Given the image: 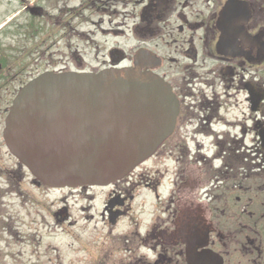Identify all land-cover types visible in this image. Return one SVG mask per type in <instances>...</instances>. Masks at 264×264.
<instances>
[{
	"label": "flooded vegetation",
	"instance_id": "1",
	"mask_svg": "<svg viewBox=\"0 0 264 264\" xmlns=\"http://www.w3.org/2000/svg\"><path fill=\"white\" fill-rule=\"evenodd\" d=\"M52 11L74 30L64 51L39 31L9 47L0 30V241L26 204L70 229L94 222L97 264H189L187 245L193 264H264V0H56ZM111 69L169 86L171 131L114 184L42 185L5 144L13 100L43 73Z\"/></svg>",
	"mask_w": 264,
	"mask_h": 264
},
{
	"label": "water",
	"instance_id": "2",
	"mask_svg": "<svg viewBox=\"0 0 264 264\" xmlns=\"http://www.w3.org/2000/svg\"><path fill=\"white\" fill-rule=\"evenodd\" d=\"M176 114L171 89L152 74L48 72L18 92L3 138L9 153L48 188L106 187L155 152ZM194 250L186 246L189 264Z\"/></svg>",
	"mask_w": 264,
	"mask_h": 264
},
{
	"label": "rangeland",
	"instance_id": "3",
	"mask_svg": "<svg viewBox=\"0 0 264 264\" xmlns=\"http://www.w3.org/2000/svg\"><path fill=\"white\" fill-rule=\"evenodd\" d=\"M55 2L56 0H0V30L7 36L6 44L14 48L18 34L39 31L38 36L45 40L52 34L51 41L55 42L56 49L64 51L66 38L74 30L68 27L67 17L52 11ZM73 5H77V2ZM81 29L87 28L83 26ZM70 41L73 45L77 44L75 39ZM167 178L169 177L166 176L164 180ZM168 190V187L163 189L162 194ZM145 197V205H153L146 195ZM98 204L95 203L96 206ZM9 213L16 218L10 223L9 220H4L7 230L0 241V264H97L92 258L96 254L93 241L98 238L94 222L87 224L80 221L75 228L70 229L64 224H55L42 210H31L26 204L23 210L18 208ZM48 245L52 246L51 251L47 250Z\"/></svg>",
	"mask_w": 264,
	"mask_h": 264
},
{
	"label": "bare ground",
	"instance_id": "4",
	"mask_svg": "<svg viewBox=\"0 0 264 264\" xmlns=\"http://www.w3.org/2000/svg\"><path fill=\"white\" fill-rule=\"evenodd\" d=\"M51 248H52V246H51V245H48L47 250H48V251H51ZM62 254H65V253L62 252Z\"/></svg>",
	"mask_w": 264,
	"mask_h": 264
}]
</instances>
